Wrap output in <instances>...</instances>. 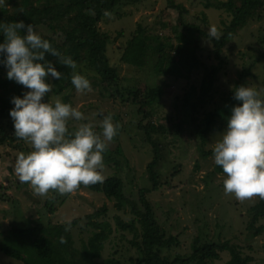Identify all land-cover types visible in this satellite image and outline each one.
Here are the masks:
<instances>
[{
    "label": "rangeland",
    "instance_id": "374dc122",
    "mask_svg": "<svg viewBox=\"0 0 264 264\" xmlns=\"http://www.w3.org/2000/svg\"><path fill=\"white\" fill-rule=\"evenodd\" d=\"M173 1L188 8L182 20L180 11L170 5L169 0H122L117 10L98 23L99 31L110 36L107 54L118 81L103 82L98 75L81 66L77 70L87 72L84 75L91 82V90L78 92L71 85L64 92L70 97V104L85 117V120L79 121L70 119V132V128L75 130L84 122L97 125L99 130V121L104 114L111 115L113 122L119 123L118 134L108 146L109 160L104 161L103 175L105 178L116 175L123 180V208L116 206L115 199L85 187L63 195L50 190L47 195L41 196L29 183L19 181L14 171L16 156L32 149L28 141L12 139L13 121L5 113L11 107L3 101L0 103V239L14 227L43 225L51 228L82 218L81 224L72 230L74 245L80 247L91 235V230L85 225V216L106 206L107 212L101 218L111 223L113 232L104 243L101 259L116 257L129 264L131 256L141 254L130 241L142 238L136 210L146 212L142 201L144 197L154 210L157 224L167 232L166 236L178 237V243L167 245L161 251L162 256L168 255L173 260L178 254L189 255L195 239L200 237L201 243H228L236 251H242L244 257H251L252 264H264V232L257 234L256 230L250 229L254 207L261 198L254 196L239 200L233 194H226L223 188L225 174L217 172L213 159L215 143L227 126L225 113L235 100L234 88L247 83L264 88V5L257 13L260 18L241 28L223 48L221 57L227 61L224 67L215 56L214 42L208 36H199L197 30L201 28L208 34L209 27L215 26L220 31L224 27L222 21L229 22L230 14L224 10L205 8L199 0ZM6 3L9 12L16 11L14 6L20 4L16 0H6ZM203 13L207 15L206 23L201 19ZM9 15L10 20L14 18ZM76 15L81 17L84 14L78 12ZM75 23V12L70 17L60 18L57 32L62 41L77 39L72 31L66 29ZM139 24L148 34L169 38L175 47L183 45L182 41L188 34L187 27L191 30L190 45L198 49L204 66L186 76L180 74L176 61H169L161 74L155 71L153 60L144 66L126 62L123 54L127 42L137 35ZM175 27L179 28L177 33L174 32ZM35 29L43 35L54 36L56 32L46 27ZM170 52L174 53L173 48ZM153 54L148 51L146 59ZM212 65L221 70L213 80L205 103L200 106L206 68ZM248 67L252 69L251 75L242 76L244 68ZM0 70V88L17 85L6 77L4 66ZM193 86L197 88V93L187 99ZM149 87L158 88L159 94L155 102L145 108V112L150 113L145 117V112L139 110L140 106L128 98L130 92L144 91ZM57 97L65 102L62 96L50 94V100ZM125 99L128 100L123 101ZM211 113L215 119L210 130L205 132ZM150 125L158 129L153 134L159 147V163L154 168L158 173L157 188H154L148 168L156 157V150L147 140L143 128ZM116 216L125 221L134 219L139 227L137 235L121 231ZM260 225H264V218L256 222L257 227ZM230 257V252L224 251L219 260L209 264H225ZM0 264L26 263L0 251Z\"/></svg>",
    "mask_w": 264,
    "mask_h": 264
},
{
    "label": "trees",
    "instance_id": "16d2710c",
    "mask_svg": "<svg viewBox=\"0 0 264 264\" xmlns=\"http://www.w3.org/2000/svg\"><path fill=\"white\" fill-rule=\"evenodd\" d=\"M14 1V0H10ZM205 8H215L224 10L231 16L229 22H224V27L219 31L221 37L219 40L210 38L215 45V56L219 59L221 66L226 65V59L221 57V52L228 42H230L237 32L252 21L257 20L260 16L257 14L260 8L264 5V0H199ZM19 5H15L16 11L9 12L6 8L8 4H3L0 7V24L11 23L10 21H24L25 24H32L36 27H46L48 30L55 29L56 32L52 35L41 36L48 39L52 47L59 50L62 54L70 56L77 63V67L85 66L89 72L95 73L98 77L102 78L103 82H117L118 77L116 70L112 67L110 59L107 54V46L110 36L99 31L98 23L103 20L109 13L114 12L120 6L122 0H16ZM170 5L180 11V19L182 20L183 14L188 12V8L182 3L174 4L173 0H169ZM75 12V19L77 23L71 25L73 35L77 39H70L62 41L58 37L57 27L60 18L63 16L70 17ZM84 14L77 17L76 13ZM11 14L14 18H11ZM202 21L207 22V15L202 14ZM182 23V22H181ZM201 27V26H200ZM187 33L182 46H174L172 41L167 37H159L156 35L148 34L143 25L139 24L137 35L133 40L127 42V47L123 54V60L136 66H144L145 63L153 60L154 69L157 73L161 74L165 70V66L169 61H176L180 74L190 76L195 69L204 66L203 61L200 59L198 49L190 45L191 34L187 27ZM178 27L174 28L177 33ZM197 33L199 36H208L206 31L198 28ZM193 35V34H192ZM56 36V37H55ZM4 39L2 30H0V42ZM174 53L171 54L170 50ZM151 51L153 56L147 57V52ZM146 54V55H145ZM48 59L55 62V57L48 56ZM264 59V54H262ZM3 65H0V69ZM58 70L61 71L62 76L58 81H53V93L55 96H62L65 103H71V99L64 92L72 85L71 75L73 70L62 64H57ZM207 75L203 81V87L200 92L201 101L198 105L203 106L205 103L206 95L213 87V80L221 70L220 67L212 65L206 68ZM251 67L244 68L242 76L251 75ZM0 70V74H2ZM84 75L83 69L77 70ZM6 74V71H4ZM207 81L210 84L206 85ZM206 85V86H205ZM24 91H27L22 85H8L5 89L0 88V103L7 101L12 108L13 104L10 102L13 96H20ZM45 99L50 100V94ZM120 94V91L118 90ZM197 93V88L192 87L190 93L187 94V99H190ZM159 94L158 88H147L144 91L130 92L132 102L140 106V111L145 112L147 106H151L157 95ZM132 95V96H131ZM123 97L122 95H120ZM125 99L123 101H126ZM239 103L234 100L231 107L225 113L226 121L231 114L233 105ZM197 105V106H198ZM5 113L9 114L8 110ZM150 113L145 112L144 116L148 117ZM215 119L213 113L210 114L208 119V126L206 131L210 130L211 124ZM146 130L147 140L153 144L156 150V157L149 165L151 179L154 181V188H157L158 173L154 168L159 163V147L153 139V134L158 131L155 125L150 127H143ZM74 131L73 127L70 128ZM3 132V129H1ZM15 132V130H14ZM12 139L23 140L15 136L13 133ZM109 149L104 153V161H108ZM209 152L208 154H210ZM217 172H223L222 167L216 165ZM79 187L88 188L91 191L103 193L109 199L116 200V206L119 209L123 208L125 202V191L123 180L116 176L111 175L104 179L102 183L83 185ZM145 191V190H144ZM142 201L146 206V212L137 211L139 215V222L141 225V240L130 241L133 248L138 249L141 253L137 257L131 256L129 264H209L211 261L219 260L221 253L229 251L231 254L230 259L225 264H252L251 257H244L242 251L235 250L234 247L228 243L218 244L215 242L201 243L200 237L195 239L192 246V252L189 255L178 254L173 260L170 256H162L161 251L171 244L178 243V237L173 235L166 236V231L163 230L158 224L154 216L152 206L147 202L146 198L142 197ZM255 215L251 223L250 229L256 230L257 234L264 232V225L256 226V222L264 218V199L254 207ZM107 212V207L104 206L92 213L87 214L85 225L91 230V235L88 241H84L82 246L77 247L73 242L72 230L81 224L82 218H75L66 223L55 225L54 227H45L43 225H34L28 227H14L8 231L0 239V251L4 252L9 257L22 260L26 264H124L119 258L108 257L101 259L104 243L109 239L113 232L111 223L102 219L103 215ZM116 223L121 231L137 232L139 227L137 222L132 219L125 221L122 217L116 216ZM67 229V230H66Z\"/></svg>",
    "mask_w": 264,
    "mask_h": 264
},
{
    "label": "clouds",
    "instance_id": "9594fccd",
    "mask_svg": "<svg viewBox=\"0 0 264 264\" xmlns=\"http://www.w3.org/2000/svg\"><path fill=\"white\" fill-rule=\"evenodd\" d=\"M5 2L0 0V5ZM0 30L4 37L0 65L9 80L27 89L11 98L9 110L15 136L28 141L32 149L16 156L14 171L19 181L29 183L41 196L50 190L63 195L81 184L102 183L104 153L118 134L119 123L104 114L99 130L84 122L70 132L69 120H85L84 114L59 97L45 99L53 91V81L62 76L57 64L73 70L71 83L78 92L90 91V80L77 71L76 61L52 47L32 24L15 21L0 24ZM208 37L219 40L221 33L210 26ZM48 56L55 57V62ZM233 98L239 103L233 105L227 126L220 132L213 159L225 174L226 194L239 200L264 199V88L242 84L234 88Z\"/></svg>",
    "mask_w": 264,
    "mask_h": 264
}]
</instances>
